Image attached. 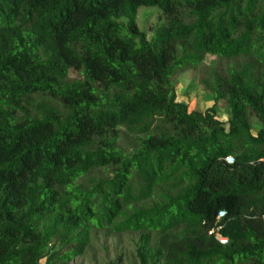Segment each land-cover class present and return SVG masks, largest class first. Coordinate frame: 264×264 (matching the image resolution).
<instances>
[{
	"label": "trees",
	"instance_id": "16d2710c",
	"mask_svg": "<svg viewBox=\"0 0 264 264\" xmlns=\"http://www.w3.org/2000/svg\"><path fill=\"white\" fill-rule=\"evenodd\" d=\"M126 233L137 264H264V0H0V264Z\"/></svg>",
	"mask_w": 264,
	"mask_h": 264
},
{
	"label": "rangeland",
	"instance_id": "374dc122",
	"mask_svg": "<svg viewBox=\"0 0 264 264\" xmlns=\"http://www.w3.org/2000/svg\"><path fill=\"white\" fill-rule=\"evenodd\" d=\"M160 18H162L161 10L157 6L142 5L139 7L137 21L140 28L145 30L149 37L152 36V30ZM225 62L226 60L220 56L207 53L203 63L216 66ZM202 69H187L174 79L178 98L187 102L190 110H205L214 103L212 95L204 89L201 83ZM70 75L77 76L78 73L71 70ZM218 117L222 120H226L228 117L222 103L218 105ZM257 123L259 122L257 121ZM257 127L258 125L255 124L254 131H257ZM136 240L137 236L129 233L109 237L102 235L85 255L76 258L71 264H137L134 252Z\"/></svg>",
	"mask_w": 264,
	"mask_h": 264
},
{
	"label": "built area",
	"instance_id": "2783aa9c",
	"mask_svg": "<svg viewBox=\"0 0 264 264\" xmlns=\"http://www.w3.org/2000/svg\"><path fill=\"white\" fill-rule=\"evenodd\" d=\"M226 160L229 163H232V162H234V157L229 155V156L226 157ZM225 215H226V211L225 210H220L219 213H218V219L222 218ZM222 227H223V225L220 223V220H218L216 225L209 231V233L215 235L217 240H219L222 244H226V243H228L229 239H228L227 236L222 234V232H221Z\"/></svg>",
	"mask_w": 264,
	"mask_h": 264
}]
</instances>
